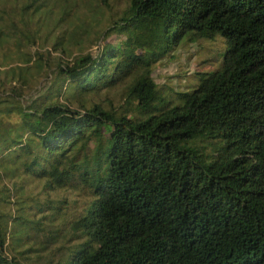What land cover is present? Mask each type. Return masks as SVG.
<instances>
[{
  "label": "trees",
  "instance_id": "1",
  "mask_svg": "<svg viewBox=\"0 0 264 264\" xmlns=\"http://www.w3.org/2000/svg\"><path fill=\"white\" fill-rule=\"evenodd\" d=\"M49 1H22V27L0 15V41L30 40ZM216 35L192 89L156 81ZM93 41L35 98L0 84V264H264V0H127ZM32 179L45 197L23 194Z\"/></svg>",
  "mask_w": 264,
  "mask_h": 264
},
{
  "label": "rangeland",
  "instance_id": "2",
  "mask_svg": "<svg viewBox=\"0 0 264 264\" xmlns=\"http://www.w3.org/2000/svg\"><path fill=\"white\" fill-rule=\"evenodd\" d=\"M22 1L24 0L7 1L0 10V15L13 18L17 25L22 27L20 8L17 7ZM126 2L127 0H50L48 5L51 11L35 15L32 19L29 26L32 33L30 40L28 35L22 37L21 46L14 45L11 40L0 41V84L8 86L11 81L23 84L25 91L31 92L32 98H35L49 85V79L44 75V69H47L48 64L53 67L59 55L69 61L80 53L94 54L97 50V44L93 41L94 32L105 28L108 18H116ZM106 3L107 7L102 5ZM75 29L85 30V33L70 39ZM57 41L59 43L55 45ZM225 47L219 35L201 40L199 43L180 44L171 56L155 66L153 76L158 83H167L175 90H190L197 82L200 72H208L218 67ZM30 49L31 53L33 51L40 53V61L46 63L44 68L38 67L37 61L33 60L38 54L33 55L32 60L27 62L24 61V57L28 58L27 56L21 57L22 50ZM10 66L14 67V73L11 72ZM196 70L197 73H193ZM19 179L20 177H17L6 183L11 185L13 181ZM24 186L23 194L26 196L43 198L46 195L42 191V181L32 179ZM50 196L57 198L60 194L52 192ZM66 196L71 207H76L72 211L74 213L77 207H81V199L74 194ZM74 200L79 201L73 203ZM27 203L34 202L28 200Z\"/></svg>",
  "mask_w": 264,
  "mask_h": 264
}]
</instances>
